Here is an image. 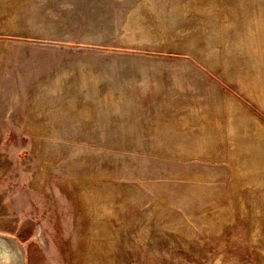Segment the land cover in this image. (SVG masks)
I'll use <instances>...</instances> for the list:
<instances>
[{"label": "rangeland", "instance_id": "1", "mask_svg": "<svg viewBox=\"0 0 264 264\" xmlns=\"http://www.w3.org/2000/svg\"><path fill=\"white\" fill-rule=\"evenodd\" d=\"M0 264H264V0H0Z\"/></svg>", "mask_w": 264, "mask_h": 264}]
</instances>
